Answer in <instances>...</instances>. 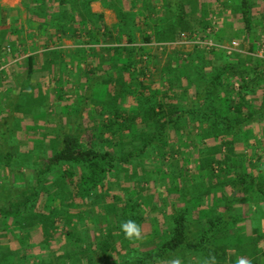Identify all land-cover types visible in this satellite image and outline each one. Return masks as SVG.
Wrapping results in <instances>:
<instances>
[{"label":"rangeland","instance_id":"obj_1","mask_svg":"<svg viewBox=\"0 0 264 264\" xmlns=\"http://www.w3.org/2000/svg\"><path fill=\"white\" fill-rule=\"evenodd\" d=\"M13 1V5L18 7L17 11L0 9V22H2L0 26V208L10 210L13 201L25 199L23 193L29 188L39 193L33 197L34 201H30L34 204L24 208L19 218L5 216L0 212V264H103L107 262V256L102 253L103 247L110 248L113 256L109 261L116 263L124 262L122 258L126 256L124 254L127 250H135L142 253L140 255L146 254L147 251L154 252L168 236L172 212L186 206L191 207L193 204L189 203L191 200L188 201L187 198L204 194L206 187L216 185L220 181L223 190H220L218 195L225 197L226 200L224 207L219 209H224L228 202L233 214L241 218L239 223L243 224L245 230L239 236L247 240L238 243L235 240L224 239V235L235 234L236 228H228L224 234L219 233L214 238L213 245L227 247V259L231 264H237L239 259L250 263L255 260L256 264H264V195L256 191L254 181L250 182L248 191L244 189L240 191L246 180L240 185L238 182L234 187L227 184L228 178L229 180L235 178L234 172H243L246 166L247 171L255 176L264 177V115L261 114L264 113V102L263 94L258 95V91L263 89L257 87L254 94L248 95L249 107L244 108V113L247 115L251 112L254 117L246 127L249 128L247 132L249 138L245 137L246 140L244 138L234 140L233 133L228 136L197 139L195 136L200 132L197 122H184L185 120H179V124L169 123L167 127L169 118L172 115L175 117L179 111L169 113L166 107L169 101H173L172 103H175L179 110L193 107L198 109L201 104L196 96L199 89L198 80L196 81L198 83L193 85L195 93L192 96L190 88L182 85L181 78H174L181 77L182 64H191L194 60L199 65L200 61L204 60L201 59V55L206 56L210 61L207 67L211 69L224 62H236V59H240L246 67L257 66L258 75L261 74V77L253 83L255 86L264 85L262 24L264 0H248L249 12L253 14L256 12L259 20L253 22L250 29H246L244 39L241 38L238 45L230 40L222 43L216 39L220 30L216 19L222 7L217 3L212 5L209 0ZM238 1L240 0H228L225 7L231 2L235 6L234 9L238 10L240 8ZM0 2L11 5L12 0H0ZM124 2L126 5L130 3L138 7L128 10L123 6ZM179 3L182 4L179 10L183 14L178 19L176 13L179 11L177 8ZM102 9L108 14L112 13L118 21L112 26L101 22ZM200 12L203 17L199 16L202 20H198ZM238 13L242 14L241 8ZM93 19L94 35L87 30L88 24H91ZM180 19L185 27L182 29L183 33L197 34L199 37L196 36L195 40L198 41L208 40L205 38L208 36L221 47H207L191 40L183 42L182 33L174 40L157 39L155 32L158 30L168 32L180 30ZM37 21L41 24L38 25ZM32 26L41 27L42 34L47 32L52 35V43L55 42V37H60L59 42L66 35L63 33L61 36V31L69 33L68 38L74 35L80 41L71 39V42L75 40L77 46L70 47V51L63 59L60 56H52L51 60H48L38 52L40 48L48 45H43L42 40L37 39L38 35L33 30L34 33L30 35ZM233 33L234 31L227 29L225 31L227 39L234 36ZM93 36L98 38L97 41H92ZM100 37L102 41L106 38L108 42L103 44L110 46H100L104 50V55L95 66L94 72L87 71L89 64L87 67L83 66V64L87 65L86 60L80 66L86 71L80 72L79 67L72 68L71 60L77 49L85 48L83 53H88L86 46L99 43ZM120 38L124 40L118 41ZM52 43L49 46L54 47ZM125 43L128 46H121V51L128 55L127 59L131 62L128 71L125 68L126 62L121 66L113 62L118 60L116 55H113L118 54L115 51L118 47L115 45L120 46L119 44ZM251 46L254 48L251 49ZM90 50L91 48L88 54L91 53ZM219 50L226 55L216 57L214 53ZM33 51L36 53L30 61L29 52ZM167 68L169 73L173 70L170 77L165 71L162 72ZM213 69L204 76L211 78ZM140 70H144L146 77L151 81L159 76L158 73L162 77L158 80L160 85L157 88L151 87L154 95L150 100L155 102L157 98L160 102H166L163 115L166 123L163 128L165 134L160 138V141L167 143L165 150L162 148L164 152L160 150L162 145L159 147L152 145L145 152L137 153L141 143L136 141V137L128 136L121 141L113 142L116 140L115 136L107 133L105 136H108L109 140L114 139L110 143V149L119 151V162L113 169L112 175L108 176L107 187L99 193L97 202L89 198V201L91 200L89 203L88 199L80 198L76 194L78 192L70 188L60 176V166L54 168L58 171H50V175L39 174V168L47 167V156L59 148L64 133L77 136L87 147L93 146L100 150L108 148L107 140L103 141L104 137H98V125L111 118L116 106L120 105L124 116L128 115L127 110L128 113L135 110L140 96L136 88V86L139 88L137 82L143 79V76H138ZM80 76L85 78L82 90L77 79ZM234 78L236 79L231 83V97L235 101L236 95L241 90V82L238 75ZM248 79L249 75H247ZM108 84L111 85L110 89ZM128 88L131 91H128ZM110 92L120 96L117 101H109ZM219 104L216 103L215 98L207 97L201 113L215 105L220 108ZM156 109L158 110V107ZM138 124L149 134H157L161 127V123L156 121ZM226 140H233L235 146L244 145V142L246 144L241 151L237 146L233 152L228 151L226 145H221L220 151L211 152L212 148L214 149L221 142L223 144ZM6 150L14 153L13 167H7L3 161L2 155ZM127 151L134 152L135 155L124 163L125 161L120 160H123ZM237 155H240L245 162L238 160ZM209 159L212 160L213 174L208 173L207 168L200 166L205 165ZM240 162L242 165L239 164ZM229 169L231 171L227 173ZM221 171H225L223 173L225 176L218 177ZM18 173L22 179H17ZM75 173L76 176L80 173L78 168L75 169ZM129 189L133 190L128 192ZM209 200H212L211 196ZM84 212L94 214V220L85 215L79 222L78 218L83 216ZM261 212H263L262 218ZM198 214V210L195 211L194 218H197ZM55 216L61 217L59 220L62 228L58 224L59 230L48 239L44 237L42 225L37 227L36 223H39V219L43 217L44 219L50 217L53 221ZM70 218L72 222L65 225L64 220L67 222ZM20 219L22 223L19 222ZM128 219L135 220L142 226L143 239L125 238L120 226ZM188 228L191 237H194L193 232L196 233L199 229L198 220L192 219L190 213ZM76 230L81 232L80 239L74 245H69L66 238L67 236L69 238L68 232L73 235ZM100 235L102 238L105 236L106 244L97 243L89 247L95 239L94 236ZM259 235L262 238L257 240ZM21 237L26 238L25 242ZM253 239L257 242L252 243ZM71 246L74 252L79 254L65 253L66 250L71 249ZM87 249L91 251V255L85 258L81 251L85 252L84 250ZM123 250L125 251L122 254ZM134 257L135 255H131L130 258ZM176 257L180 258L181 264H204L205 261L204 255L199 254L198 251L181 248L169 254L159 264H169V261Z\"/></svg>","mask_w":264,"mask_h":264},{"label":"trees","instance_id":"obj_2","mask_svg":"<svg viewBox=\"0 0 264 264\" xmlns=\"http://www.w3.org/2000/svg\"><path fill=\"white\" fill-rule=\"evenodd\" d=\"M238 2L240 3V8L246 29L248 30L253 24L252 20L255 19V15L249 12L250 5L248 0H240ZM181 6L182 4L179 3L177 7L178 10L181 8ZM182 14L183 12H181L180 10L177 11V18L179 19ZM179 22L181 23L180 30H178L177 32L158 30L155 32L157 39H177L180 34L183 33L182 29L185 28L182 25L181 19L179 20ZM97 39V37H93L92 41H97ZM146 39L149 40V38L147 37ZM121 40L124 39L120 38L118 41L121 42ZM129 41L130 40L128 39L127 42ZM121 46L126 47L128 46V44H121ZM252 47L253 46H251V49ZM214 54L216 55V57L226 55L222 52V50H219ZM201 59L199 65H197L194 60H191V64H182L181 76L186 77L188 86L189 84L194 85L195 83L199 82V89H197V99L199 103L202 104V106L200 104L198 109L193 107L191 109L184 108L179 110L177 105L175 103H172L173 101H169L166 106L169 109L168 112L174 113L175 110L179 112L175 117L172 114V116L170 115L171 117L167 122V127L169 123L179 124V120H185L184 122H197V126L200 128V132H197L198 135L195 136L197 139H207L212 136H228L233 133L234 140L243 138L246 140V138H249V135L247 134L249 128L246 127L251 123L254 117V114H251V112H249V114L247 115H245L244 113V108L249 107V104L247 102L248 95L254 94V91H256L257 87H261V89H263L262 101L264 102V85L255 86L253 83L256 82V79H258V77H261V74L258 75L259 72H257V66L253 67L251 65L250 67H246L240 59H236V62L234 63L224 62L222 66L216 67L215 69H213L212 77L207 78L204 76L207 74L205 68L209 66L210 61L206 58V56L202 55ZM29 60L32 61L31 56L29 57ZM125 64L126 70H130L131 62L129 59H126ZM224 71H227L228 73ZM237 75L240 77L241 90L239 94L237 93L238 95H236V100L234 101L231 97V83L232 78ZM247 75H249L248 80ZM138 76H143V79L137 82L139 88L137 86L136 88L138 89L140 96L138 98L136 108H134L135 110L131 113H128L129 110H127L128 115L124 116L122 114V111L120 110V105L116 106L112 112L114 114H112L111 118L103 123H99L98 125V137H104L103 141L105 139L107 140V149L100 150L97 147L93 146L87 147L82 144L77 136L64 133L61 136L59 148L53 154L47 156V167L45 169H43L42 167L39 168L38 173H49L48 175H50V171H53L56 166H60V176L64 178L65 182L70 186V188L72 187L75 192H78L76 194H78L80 198H82L83 200L88 199V201L89 198H91L93 199V201L97 202L99 193L104 191V188L107 187L106 182L108 176L112 175V173L114 172L113 169L117 166V162H119V151L110 149V143L114 139L109 140L108 136H105L107 133L115 136L116 140H114L113 142L121 141L123 138L128 136L136 137V141H138L139 144L141 143L137 153L145 152L149 148V146L152 145H157L158 147L162 145L163 147L161 146L160 150H165V145L167 143L160 141V138H163L165 134L163 128L165 127L166 123H164L163 115L165 113L166 102H160L157 100V98H155V102L150 100V98H152V96L154 95V90H152L151 88L152 81L150 80V78L146 77L144 70H140L138 72ZM250 77H252L251 80ZM197 80L198 82H196ZM127 90L131 91V89L129 88ZM133 90L134 89H132V91ZM109 97V101H117L118 97L120 96H115L112 92H110ZM207 97L215 98L216 103H220V108L216 107L215 105L209 110H205V112L201 113L202 107L205 105ZM157 107L158 110L156 109ZM261 114L264 115L263 112ZM120 118L122 119L121 121L119 120ZM149 121H156L158 123H161V127H159L157 134H149L145 132L146 130H143V128L138 124L140 122H144L145 124H147ZM157 142H159V144ZM245 144L246 142H244V145ZM221 145H226L228 151L232 152L236 147L233 140H226L223 144L221 142V144L215 146L214 149L211 147L213 150H211V152L218 151ZM134 155V152L127 151L123 160L120 161H125L124 163H126V161H128V159ZM2 158L7 167H13L12 162L13 160H15L14 153L6 150V152L3 153ZM237 158L238 160L241 159V161H243V158L240 155H237ZM201 161L202 163H205L203 162V160ZM211 162L212 160L209 159L207 160V163L205 165L200 166L207 168V172L213 174L214 171L212 169ZM239 164L242 165V162H240ZM228 166H230V164ZM77 168L80 173L76 176L75 169ZM247 170L248 168L246 166V169L243 172H234L236 174L234 176L235 178L233 179L232 176L231 179L233 180H229L228 178L227 184L234 187V185H237L238 182V185H240V183L243 184L246 180L244 186L241 189L239 188L240 191H242L243 189L249 190L251 184L250 182L254 181L256 191L264 195V177L258 175L255 176L252 172H249ZM230 171L231 169H229V171L227 170V173H229ZM224 172L221 171L217 176H225L223 175ZM201 175L204 176V174ZM208 175L212 176L211 174ZM16 177H18L17 179H22L19 173L18 175H16ZM211 186H213L214 188ZM221 186V181L216 185H209L208 187H206V191H204V194L195 196L192 195V197L187 198L189 199L188 201L191 200V202L189 203L193 204L191 207L186 206L184 208L175 209L171 215V227L168 236L162 240V242L158 245L157 249L154 252L147 251L146 254L140 255L142 253L136 252L135 250H127V253L124 254L126 256H123L122 258L124 262L116 263L109 261L113 256L112 252L109 250L110 248L105 249L103 247L102 249L104 251L102 253L103 255L107 256V262L103 264H159L160 262L165 260L169 256V254L181 248L194 249L198 251L199 254H203L205 260H211L212 257H215V264H231L227 259V247L225 245H213L215 243L214 238L217 237L219 233L223 232L224 234V232L228 228H236V235L233 234L229 236L227 234L224 235L223 238L230 241L235 240L238 243L244 242L247 239L239 236V234L243 233L245 230L243 224L239 223V221H241V218H238L237 216H235V214H233L232 210L229 209L230 205L228 204V202L225 204L224 209H219L221 207H224L223 204L226 200L224 199L225 197L218 195L219 191L223 190ZM132 190L133 189H129L127 191L130 192ZM38 193L39 192H37V190L33 191L31 190V188L27 189L23 193L25 196L24 200H15L12 202L10 210L0 208V212H2L5 216L11 215L13 217L15 216L19 218L21 217L24 208L34 204V202L30 201H34L33 197H36ZM209 196L212 197V200H209ZM210 201L211 203H209ZM197 210L199 214L197 218H194L195 211ZM189 213L192 219L198 220L199 229L196 233L193 232L194 237H191L189 233ZM262 213L263 212H261V218L263 217ZM85 215L87 217H92V219L94 220V214L84 212L83 216H80V218H78L79 222L83 220L82 218H84ZM60 218L61 217L57 218L55 216L53 221H51L50 217L47 219H44L43 217L41 220L39 219V223H36V226L41 227L42 225V231L45 234L44 237H47L49 239L52 237V234H54V232H57L59 230L58 224L61 225V222L59 220ZM31 219H33V217H31ZM19 222L22 223V220L20 219ZM71 222L72 218L68 219L67 222L66 220H64L65 225L70 224ZM44 226L49 227L45 228ZM60 228H62V225L60 226ZM80 234L81 232L79 230H76V233H74L73 235L71 232H68V238L66 232L67 243L69 242V245H74L78 241V239H80ZM94 238L95 239L93 240V243H90L89 247L97 243L101 245L106 244L105 236H103V238L101 237V235L94 236ZM261 238L262 237L260 235L257 236V240ZM21 240L25 242L26 238L21 237ZM257 240L253 239V242L251 240L249 241L255 243L257 242ZM84 251L85 252H81L82 255H85L84 257L86 258L87 256L91 255L92 248L91 251L89 249ZM124 251L125 250L122 251V254L124 253ZM72 252L74 253V255L79 254L74 252L72 246L71 249L66 250L65 253L72 254ZM131 255H135V257L132 259L130 258ZM250 264H256L255 260H253V262Z\"/></svg>","mask_w":264,"mask_h":264},{"label":"crops","instance_id":"obj_3","mask_svg":"<svg viewBox=\"0 0 264 264\" xmlns=\"http://www.w3.org/2000/svg\"><path fill=\"white\" fill-rule=\"evenodd\" d=\"M4 1H7V0H4ZM209 1L211 2L212 5H216L215 3H217L218 5H220V7H222V9H221L222 11L221 12L218 11V16H217V19H216V21H217L216 23H217V25H219V29H220L219 30V33L217 34V38L216 39H219L222 43L223 42L226 43V41H228V40H230V42L233 41L232 43H234V42L240 43V40H241V38H243V36L245 34V31H246V28H244L245 27V23H244V20L242 19V14H239L238 13V10L240 8L238 10H236L237 8L234 9L235 6H233V3H231V2H228V5L225 7V4L227 3L228 0H209ZM10 3H11V5L10 4L9 5H5V4H3V2L2 3L0 2V9L9 10L11 12L12 11L13 12L17 11L18 10V7H16L15 5H13L14 4V1L12 0V2H10ZM123 6H125V8H127L128 10L131 9V8L138 7V5L132 6L130 3L126 5L125 2H124V5ZM232 11H234V12L237 11V12L236 13H233ZM100 12H102V15H103L102 17L100 16V20H102L101 22L108 24V26H112V25H114L116 23V21H118L115 18V16H112V13L111 14H108L104 9L100 10ZM199 15L201 16V12L198 14V17L199 18L198 17H196V18H198V20H200V19L202 20V18H200ZM203 15H204V13H203ZM254 15H255V19L252 20L253 22H255L256 20H259V19H257L256 12H254ZM201 17H203V16H201ZM203 19H205V15H204V18ZM263 20H264V16L262 17V21ZM203 22H205V20ZM37 24L40 25L41 23H39L37 21ZM262 24H263V27H264V21H263ZM0 26H2V22H0ZM91 26H92V30H91ZM94 26H95V23H94V19H93L91 21V24H88V28H87L88 31L92 32V35H94ZM40 28L41 27H39V26H37V27H33L32 26V28L30 29V31H31V34L30 35L32 36V33L36 32L37 35H38L37 36L38 37L37 39L42 40L43 45H48V46H45V47L40 48L38 50V52H41V54H43L44 57H47L48 60H51V57L52 56H60V58L63 59V57H66L67 52L70 51V47L77 46L75 40H77V42L80 41L74 35L71 38H68L67 35L69 33H66V31H61V36H63V33H65L66 35H64L60 39L59 42H58V39L60 37H55V42H53L54 43V47H52V46H49V45H50V43H52V40L51 39L53 38V36L50 35L47 32H44L42 34V32H40ZM227 29H231L232 31H234V33L232 34V35H234V36H232L233 38L232 37L231 38L229 37L230 39H227L228 37H226V34H225V31ZM32 30L34 32H32ZM247 35H249V34H247ZM101 38L102 37H100L99 43H92V44H89V45L86 46V49L88 50L87 51L88 53H89V49L91 48V50H90L91 53L90 54H88V53L84 54L83 53V51L85 50V48L77 49L78 51L74 53L73 58L71 60V65H73L72 68H78L79 67V71L80 72L81 71H86V70H83L82 68H80L82 62L85 63L84 60H86L87 61V65H84L83 64V66L87 67L88 64H89L90 66L88 68H86L87 71L92 70V72H94L95 66H97V64L99 63V60L101 59V56L104 55V50L102 48H100V46L101 45H104L106 47L107 46H110L108 44H106V45L103 44L105 42H108V40L106 38H104L103 41L101 40ZM151 38L153 39V37H151ZM71 39H75V40L71 42ZM168 39H172V38H168ZM55 43H56V45H55ZM70 43H71V45H70ZM161 43H162V41H161ZM119 45L120 46H118L117 44L115 45V46L118 47L117 50L115 49V51L118 52V54H115V53L113 54V55H116V57L118 58V60H116V61L114 60L113 62H116V63H118V66H121L122 63L126 62V59H127V56L128 55L126 56L124 53H122V51H121V44H119ZM80 51L82 53H80ZM35 53H36V51L29 52V57L30 56L31 57L34 56ZM38 56H39V54H38ZM35 57H37V56H35ZM66 61H68V60H66ZM231 62L234 63L235 61H231ZM219 66H222V65H219ZM212 69L209 68V67H207L206 73H210L212 71ZM164 71L170 77V74L172 73L173 70H171V73L168 72V68H167V70L166 69L165 70L164 69L162 70V72H164ZM224 72L228 73L227 71H224ZM158 74H159V76H157V78H155L152 81V88H157V86L160 85V82L158 80L159 79H162V77L160 76V73H158ZM124 76H126V75H124ZM154 77H156V74H155ZM177 78H181L182 85H184L185 88L189 87L190 88L189 89L190 94L192 96H194L195 88H194L193 84H189V86H188V82H187L186 77L176 76L174 79H177ZM77 79H79L78 82H80V84H81V88L80 89L82 90L84 88V85H85V83H83V81L85 82V80H84L85 78L82 77V76H80ZM233 79H235V78L233 77L232 78V81H233ZM229 80H230V78H229ZM97 84L98 83H96V85ZM96 85L94 87H96ZM110 86L111 85L108 84L109 89H110ZM261 94H262V90H259L258 91V95L261 96ZM196 96H197V94H196ZM183 134H185V133H183ZM236 146H237V149L239 148L238 149L239 151H241L242 148L244 147V145H242V144H238ZM238 193H240V192H238Z\"/></svg>","mask_w":264,"mask_h":264},{"label":"clouds","instance_id":"obj_4","mask_svg":"<svg viewBox=\"0 0 264 264\" xmlns=\"http://www.w3.org/2000/svg\"><path fill=\"white\" fill-rule=\"evenodd\" d=\"M121 231L128 240H141L143 239V228L135 220L128 219L121 223ZM169 264H181L179 257H176L169 261ZM204 264H215V257H212L211 260H205ZM237 264H250L249 261L239 259Z\"/></svg>","mask_w":264,"mask_h":264},{"label":"built area","instance_id":"obj_5","mask_svg":"<svg viewBox=\"0 0 264 264\" xmlns=\"http://www.w3.org/2000/svg\"><path fill=\"white\" fill-rule=\"evenodd\" d=\"M202 35H205V34H203L202 33ZM196 36H198L197 34H195V33H192V32H190V33H182V40L181 41H183V42H188V40H191L192 42H194V43H197V44H201V45H205V46H207V47H218V46H220L221 47V45L220 44H216L213 40H210L209 38H208V36H205V38H207L208 40H200V41H198V40H195V37ZM199 37V36H198ZM235 44H237L238 45V43L237 42H235Z\"/></svg>","mask_w":264,"mask_h":264}]
</instances>
